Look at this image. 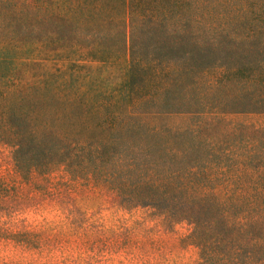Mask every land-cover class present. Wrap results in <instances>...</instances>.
<instances>
[{
  "label": "trees",
  "instance_id": "16d2710c",
  "mask_svg": "<svg viewBox=\"0 0 264 264\" xmlns=\"http://www.w3.org/2000/svg\"><path fill=\"white\" fill-rule=\"evenodd\" d=\"M0 138L264 264V0H0Z\"/></svg>",
  "mask_w": 264,
  "mask_h": 264
},
{
  "label": "rangeland",
  "instance_id": "374dc122",
  "mask_svg": "<svg viewBox=\"0 0 264 264\" xmlns=\"http://www.w3.org/2000/svg\"><path fill=\"white\" fill-rule=\"evenodd\" d=\"M255 121V116H239ZM0 264H197L188 221L164 222L64 168L24 174L0 138Z\"/></svg>",
  "mask_w": 264,
  "mask_h": 264
}]
</instances>
